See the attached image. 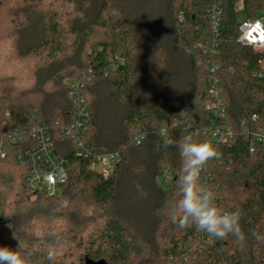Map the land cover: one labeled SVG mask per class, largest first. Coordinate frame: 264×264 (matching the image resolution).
I'll use <instances>...</instances> for the list:
<instances>
[{"label": "trees", "instance_id": "trees-1", "mask_svg": "<svg viewBox=\"0 0 264 264\" xmlns=\"http://www.w3.org/2000/svg\"><path fill=\"white\" fill-rule=\"evenodd\" d=\"M240 3L244 19L264 11V0H0V246L15 249V231L35 264H264V242L241 250L233 237L180 229L163 207L179 198L181 162L169 140L185 134L171 128L163 139L160 129L182 113L204 122L217 66L234 137L207 167L219 207H239L243 230L264 234V148L244 131L264 123V54L239 41ZM73 81L85 84L89 155L62 133L75 110ZM34 127L66 163L68 179L53 195L29 194L28 167L16 158L27 146L13 134ZM136 134L145 135L140 145ZM105 153L120 156L107 177L90 169ZM164 171L169 185L159 181ZM51 232L69 240L54 261Z\"/></svg>", "mask_w": 264, "mask_h": 264}, {"label": "built area", "instance_id": "built-area-1", "mask_svg": "<svg viewBox=\"0 0 264 264\" xmlns=\"http://www.w3.org/2000/svg\"><path fill=\"white\" fill-rule=\"evenodd\" d=\"M220 16L221 8L216 5L211 9L215 33L218 32ZM240 32L239 41L242 44L251 46L256 52L264 54V18L258 16L255 20L244 19ZM261 67L264 70V60L261 62ZM217 70V66L210 68V72L213 74L209 89L211 100L207 104L208 113L204 122L189 121L187 114H177L171 121L162 125L159 133L161 138H166L171 128L181 130L185 135L200 129L202 134L206 133L203 136H207L217 147L224 148L230 145L234 137V131L227 117V108L219 86V79L215 75ZM84 87L85 84L81 81H73L70 84V96L75 105V110L71 123L62 128V133L77 145L78 155L80 156L89 155L90 152L85 130L91 119L89 110L85 106ZM7 117L8 122H10L9 112ZM258 121V116L254 115L252 122L257 123ZM244 131L252 136L254 144L264 148V123L261 126H257L256 130H251L246 125ZM217 132L221 133L222 137L216 136L215 133ZM144 139L145 135L142 134L134 136V141L137 145H140ZM13 143L27 146L26 149H23L24 151L16 154V158L28 167V173L25 176L28 193L33 195L38 193L56 194L59 188L66 183L68 172L65 161L57 157L53 139L47 131L35 127L24 132L16 131L13 134ZM254 150L255 148L252 146L250 151L254 152ZM2 156H5L4 151ZM119 161L120 156L118 153L97 155L94 157L90 169L107 177ZM161 176L163 183L166 185L171 184L173 176L170 172L164 171ZM200 182L213 189L216 195L219 185L214 183L207 166L201 174Z\"/></svg>", "mask_w": 264, "mask_h": 264}, {"label": "clouds", "instance_id": "clouds-1", "mask_svg": "<svg viewBox=\"0 0 264 264\" xmlns=\"http://www.w3.org/2000/svg\"><path fill=\"white\" fill-rule=\"evenodd\" d=\"M205 134L197 129L175 141L169 140V146L176 149L181 162V174L175 181L179 198L175 202L167 199L163 202L170 221L180 229L194 227L213 240L223 241L233 237L241 250L250 240L264 242V234L255 231L246 233L243 230L239 207L228 210L220 208L213 189L200 182L207 164L218 157L217 145L204 139ZM215 135L222 137L219 132ZM134 188L138 199L147 198L148 194L140 183H136ZM8 227L12 228V225ZM12 238L18 240V245L15 249L0 246V264H35L33 252L24 248L15 231ZM49 238L52 243L47 251V259L54 261L58 254L57 246L66 247L69 240L66 234L60 232L49 233Z\"/></svg>", "mask_w": 264, "mask_h": 264}, {"label": "rangeland", "instance_id": "rangeland-1", "mask_svg": "<svg viewBox=\"0 0 264 264\" xmlns=\"http://www.w3.org/2000/svg\"><path fill=\"white\" fill-rule=\"evenodd\" d=\"M237 10L239 11V12H238V19H239L240 21H243V20H244V17H243V13L241 12V10H242V4H241V3L238 5ZM258 16L261 17V18H264V11L260 12ZM159 181H160L161 183H163V179H162L161 176L159 177ZM165 228H166V226H163V227H162V229H165Z\"/></svg>", "mask_w": 264, "mask_h": 264}, {"label": "water", "instance_id": "water-1", "mask_svg": "<svg viewBox=\"0 0 264 264\" xmlns=\"http://www.w3.org/2000/svg\"><path fill=\"white\" fill-rule=\"evenodd\" d=\"M91 264H107L106 261L102 260V261H99V262H95V263H91Z\"/></svg>", "mask_w": 264, "mask_h": 264}]
</instances>
